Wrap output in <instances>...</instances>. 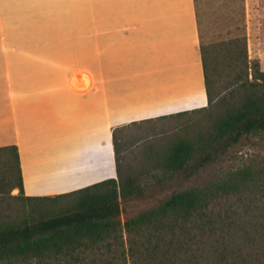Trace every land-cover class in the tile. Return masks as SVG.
I'll list each match as a JSON object with an SVG mask.
<instances>
[{
    "label": "crops",
    "instance_id": "obj_1",
    "mask_svg": "<svg viewBox=\"0 0 264 264\" xmlns=\"http://www.w3.org/2000/svg\"><path fill=\"white\" fill-rule=\"evenodd\" d=\"M130 2L131 85L109 84L102 41L0 42V147L18 148L25 197L117 179L115 130L207 106L195 0ZM91 12L84 0V32Z\"/></svg>",
    "mask_w": 264,
    "mask_h": 264
},
{
    "label": "trees",
    "instance_id": "obj_2",
    "mask_svg": "<svg viewBox=\"0 0 264 264\" xmlns=\"http://www.w3.org/2000/svg\"><path fill=\"white\" fill-rule=\"evenodd\" d=\"M223 45L228 66L233 65L238 73L224 93L215 96L209 52L200 43L207 106L192 112H205L207 122L193 137H176L161 151L157 165L165 171H186L193 161L194 168L203 167L243 137L264 136V71L258 61L249 63L245 35ZM113 144L117 179L52 197H25L18 148L0 147V164L5 168L0 174V192L4 187L17 189L15 198L29 208L21 218L0 216V264H78L83 255L102 246L110 249L125 244L130 246L128 257L134 259L133 246L143 237L147 243L140 242V246L149 256L146 264H158L159 243L165 238L171 237L169 244L180 249L204 235L208 241L219 235L223 248L198 249L199 255H192L189 264H260L264 259V241L260 253L228 251L227 236L232 240L231 228L241 225L228 223L229 211L224 217L216 211L234 199L264 195V156L226 170L202 186L173 193L158 206L122 222L121 200L140 195L141 188L136 178L122 177L114 136ZM180 237L186 240L181 243ZM161 254L164 260L174 256Z\"/></svg>",
    "mask_w": 264,
    "mask_h": 264
},
{
    "label": "rangeland",
    "instance_id": "obj_3",
    "mask_svg": "<svg viewBox=\"0 0 264 264\" xmlns=\"http://www.w3.org/2000/svg\"><path fill=\"white\" fill-rule=\"evenodd\" d=\"M130 1L92 0L91 21L86 19V25L92 28L89 33L84 32V0H0V42H83L90 38L92 42L102 41L104 49L101 51L108 55L109 84L131 85L135 83L132 81L135 76V33L131 31L135 22L126 14ZM95 5L102 9L101 14ZM195 6L200 43L209 52L215 96L222 95L238 73L233 65L229 67L226 62L228 58L223 44L227 41L245 35L249 63L258 61L260 69L264 71V0H195ZM54 26H58L61 32L42 33L43 29L49 31ZM117 28L124 31L117 33ZM100 29L105 32L98 33ZM121 76L124 79L122 82ZM206 122L205 112H192L130 124L113 132L122 177L136 178L141 188L140 195L121 200L122 222L158 206L173 193L202 186L226 170L236 169L254 157L264 156V136H248L203 167L194 168L192 165L196 161L191 162L186 171L177 173L158 167L160 153L171 140L193 137ZM0 157L2 159L3 156ZM4 169L0 164V174ZM17 195V189L4 187L1 190L0 216L3 219L21 218L28 212L27 204L16 199ZM217 210L222 212L223 217L229 211L228 223L242 226L231 228L233 238L229 240L227 236L228 251L243 249L244 254L261 252L260 244L264 241V195L245 196L242 201L234 199ZM206 236H197L180 249L177 245L169 244L171 237L165 238L164 242L159 243L158 264H189L193 260L192 255H199L198 249L223 248L219 235H212L209 241ZM180 240L182 243L186 238L180 237ZM140 242L146 246V237L140 239L136 248L133 246L134 259L128 257L129 244L123 247L114 245L110 249L102 246L100 250L83 255L78 264H146L149 256ZM211 243L214 245L210 247ZM164 252L174 255L172 261L162 259L161 253ZM263 260L261 258L258 263L261 264Z\"/></svg>",
    "mask_w": 264,
    "mask_h": 264
}]
</instances>
